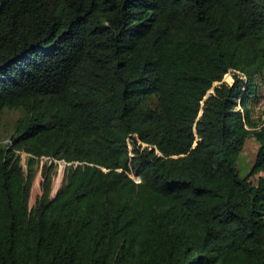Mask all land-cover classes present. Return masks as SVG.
<instances>
[{"label": "trees", "instance_id": "1", "mask_svg": "<svg viewBox=\"0 0 264 264\" xmlns=\"http://www.w3.org/2000/svg\"><path fill=\"white\" fill-rule=\"evenodd\" d=\"M261 87L264 0H0V264H264Z\"/></svg>", "mask_w": 264, "mask_h": 264}, {"label": "rangeland", "instance_id": "2", "mask_svg": "<svg viewBox=\"0 0 264 264\" xmlns=\"http://www.w3.org/2000/svg\"><path fill=\"white\" fill-rule=\"evenodd\" d=\"M232 73L233 72L226 74L223 81H225L227 83H232V79H231ZM250 105L253 108L252 113H251L252 120L255 122H258V120H260V118H262L264 120V87H261L259 89L258 98L256 97L255 100H252L250 102ZM12 118H13V116L10 115L7 117V120H11ZM11 148L12 147L8 146V144H6L5 142H0V155L7 154ZM257 148H258V144L256 143V141L253 138H249L246 140L245 145L243 146V148L239 152L238 159H237V169H238L240 175H244L245 173H247L249 167L253 163ZM16 154H17L19 161H20V167L22 169L23 176L26 179L27 172L29 170L28 160L30 158V155L25 153V152H22V151H19ZM43 163H45V162L43 161L41 163L40 160L35 159V161L31 165L30 170H31L32 186H31V191H30L31 195H30L29 202H28L29 207H31L33 205L35 198L38 195H40V189H39V187H40L39 182L41 179L40 170H41V166ZM65 167H66V165H64V168ZM64 168H63V170H64ZM63 170H62V175H63ZM57 172H58V163H56V165L53 169L52 176H51V184H52L53 178L57 175ZM259 176L260 175L255 176V177H250L249 180H250L251 184H255L256 180Z\"/></svg>", "mask_w": 264, "mask_h": 264}, {"label": "built area", "instance_id": "3", "mask_svg": "<svg viewBox=\"0 0 264 264\" xmlns=\"http://www.w3.org/2000/svg\"><path fill=\"white\" fill-rule=\"evenodd\" d=\"M231 72H234L235 74H238L241 78V80L245 83L246 82V77L244 76V74H242L241 72H238V71H232L230 70L227 74L231 73ZM237 108L240 112H242V109L240 107V105H237ZM2 142H5L6 144H8V146L10 145V141L9 140H4ZM130 148V146H128ZM38 160H40V162L42 163L43 161L44 162H47V163H50V162H53L55 165L56 163H58V161H55L53 159H50L48 157H41L39 158ZM64 165L66 166H70L71 163H68V162H64ZM128 176L132 179L133 182L135 183H139L140 182V178L139 176H137L136 174H134L133 172L129 173Z\"/></svg>", "mask_w": 264, "mask_h": 264}, {"label": "water", "instance_id": "4", "mask_svg": "<svg viewBox=\"0 0 264 264\" xmlns=\"http://www.w3.org/2000/svg\"><path fill=\"white\" fill-rule=\"evenodd\" d=\"M55 197V196H54ZM54 199V198H53Z\"/></svg>", "mask_w": 264, "mask_h": 264}]
</instances>
